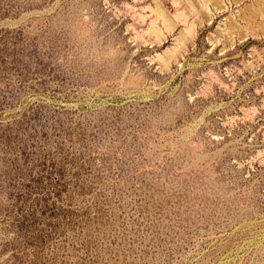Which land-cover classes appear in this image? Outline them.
Returning <instances> with one entry per match:
<instances>
[{
    "label": "rangeland",
    "instance_id": "obj_1",
    "mask_svg": "<svg viewBox=\"0 0 264 264\" xmlns=\"http://www.w3.org/2000/svg\"><path fill=\"white\" fill-rule=\"evenodd\" d=\"M0 264H264V0H0Z\"/></svg>",
    "mask_w": 264,
    "mask_h": 264
}]
</instances>
